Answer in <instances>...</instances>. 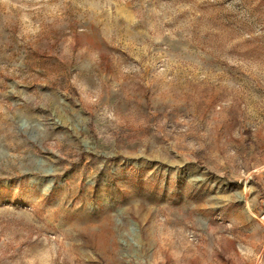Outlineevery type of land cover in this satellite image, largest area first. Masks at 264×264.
Segmentation results:
<instances>
[{
    "label": "rangeland",
    "instance_id": "rangeland-1",
    "mask_svg": "<svg viewBox=\"0 0 264 264\" xmlns=\"http://www.w3.org/2000/svg\"><path fill=\"white\" fill-rule=\"evenodd\" d=\"M0 264H264V0H0Z\"/></svg>",
    "mask_w": 264,
    "mask_h": 264
},
{
    "label": "bare ground",
    "instance_id": "bare-ground-1",
    "mask_svg": "<svg viewBox=\"0 0 264 264\" xmlns=\"http://www.w3.org/2000/svg\"><path fill=\"white\" fill-rule=\"evenodd\" d=\"M262 255V254H261Z\"/></svg>",
    "mask_w": 264,
    "mask_h": 264
}]
</instances>
